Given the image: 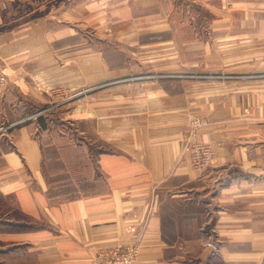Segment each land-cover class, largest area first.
<instances>
[{
	"label": "crops",
	"instance_id": "crops-1",
	"mask_svg": "<svg viewBox=\"0 0 264 264\" xmlns=\"http://www.w3.org/2000/svg\"><path fill=\"white\" fill-rule=\"evenodd\" d=\"M217 1L216 14L207 0L208 24L225 46L222 61L208 65L234 78L204 96L224 106L222 120L192 136L213 151L196 169L179 158L181 128L135 126L133 84L114 80L128 68L106 57L123 54L121 43L134 52L142 2L0 0V74L8 77L0 83V264H104L111 250L132 245V264H264V0ZM158 12L148 20L167 30ZM74 75L78 88H101L84 118L113 147L97 153L89 174L79 171V181H91L84 191L72 187L76 178L55 179L56 151L59 169L71 173L66 148L28 121L39 90L70 87ZM146 86L143 99L160 87Z\"/></svg>",
	"mask_w": 264,
	"mask_h": 264
},
{
	"label": "rangeland",
	"instance_id": "rangeland-1",
	"mask_svg": "<svg viewBox=\"0 0 264 264\" xmlns=\"http://www.w3.org/2000/svg\"><path fill=\"white\" fill-rule=\"evenodd\" d=\"M130 1L161 2L147 8H142V3L140 6H135L136 18L143 16L144 20L136 21L135 46L131 49L134 52H130L132 55L127 54V48L121 43L119 45L125 49L123 54L106 56L112 66L128 68V72L117 75L114 80L126 79L133 84L131 90L136 94L134 124L144 128H181L183 142L179 158H188L192 168L208 166L213 161L212 148L192 139V136L208 121L222 120L223 102H207L204 96L222 94V80L234 78L233 75L229 78V75L222 70L209 69V63L222 61V50L225 46L223 39L216 36L218 33L216 31L213 33L209 29L208 19L213 15L210 7L212 2L207 0ZM213 3L218 8L214 13H221L222 4L217 0ZM158 8L160 13L163 10L167 15V30L159 31V22L152 23L148 20L150 15L159 13ZM90 33L94 34L88 30V35ZM89 39L88 37V43ZM210 51L217 53L219 51V53L209 57ZM1 76L6 77L7 74L1 73ZM75 82L78 81L74 75L71 76L70 87L55 86L47 91L39 90L37 109L35 108L36 110L30 114L28 121L37 120L43 130L44 141L53 140L66 148L64 154L70 161L68 166L71 173L64 174L59 169L60 164L58 166L55 161L58 153L56 151L52 158L58 172L55 179L71 182L76 178V181L71 182H74L72 187L84 191L91 186V181H79L77 179L81 175L79 171L89 174L95 168L97 153L103 149L111 151L113 147L96 131L95 119L84 118L86 111H91L90 108L93 107L96 91L101 88L94 86L78 88L74 85ZM122 83L125 82L119 84ZM147 83H156L160 87H153L154 91L149 98L143 99L142 95L148 89ZM205 147H209L212 151V159L209 163H204L202 150L199 149ZM127 247L134 248L132 251L135 259L137 245ZM214 249H217V246Z\"/></svg>",
	"mask_w": 264,
	"mask_h": 264
},
{
	"label": "built area",
	"instance_id": "built-area-1",
	"mask_svg": "<svg viewBox=\"0 0 264 264\" xmlns=\"http://www.w3.org/2000/svg\"><path fill=\"white\" fill-rule=\"evenodd\" d=\"M7 80V76H1L0 77V83L4 82ZM202 150L203 153V161L204 163H209L212 159V151L209 147L205 148H199ZM132 229V228H131ZM133 231V229H132ZM207 245L216 247L215 243L213 241H209ZM134 248H130L127 246H123L120 248H117L115 250H111L107 255H109V259L106 263L104 264H131L133 259H134V252L132 251ZM127 251V252H125ZM94 264H101L99 262H95Z\"/></svg>",
	"mask_w": 264,
	"mask_h": 264
}]
</instances>
